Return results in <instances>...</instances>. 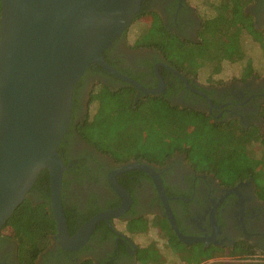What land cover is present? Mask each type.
Wrapping results in <instances>:
<instances>
[{
    "label": "flooded vegetation",
    "instance_id": "flooded-vegetation-1",
    "mask_svg": "<svg viewBox=\"0 0 264 264\" xmlns=\"http://www.w3.org/2000/svg\"><path fill=\"white\" fill-rule=\"evenodd\" d=\"M143 9L145 15L154 17L150 25L156 22L183 42L198 40L204 17L189 0H142L140 12ZM247 11L255 27L263 30V0H254ZM134 44L126 31L104 52V59L122 76L157 92L145 94L94 64L77 84L72 110L77 124L92 109V90L102 84L113 91L133 88L135 103L159 97L178 109L205 114L211 123L264 130V77L244 73L227 82L203 83L199 74L185 73L161 49ZM62 142L60 155L66 166L62 204L70 236L97 215L122 207V196L111 180L126 190L130 203L120 217L96 222L87 242L76 250L64 249L57 232L51 235L48 248L34 264H83L89 260L92 264H192L196 259L203 260L202 264H264V187L252 174L224 183L212 173L197 171L184 151H175L163 164L144 158L117 162L75 129ZM130 163L149 166L162 181L163 196L144 170L135 167L118 172ZM30 199L37 204L39 194L34 192ZM168 210L185 240L172 228ZM17 247L13 239L5 238L0 243V264H19Z\"/></svg>",
    "mask_w": 264,
    "mask_h": 264
},
{
    "label": "water",
    "instance_id": "water-1",
    "mask_svg": "<svg viewBox=\"0 0 264 264\" xmlns=\"http://www.w3.org/2000/svg\"><path fill=\"white\" fill-rule=\"evenodd\" d=\"M142 0H1L0 12V239L2 230L26 199L43 170L49 173L50 206L64 249L76 250L96 222L126 211L130 196L115 179L121 208L92 218L70 236L62 204L64 160L58 152L68 131L79 80L94 64L129 82L106 63L104 52L135 21ZM180 75V74H179ZM140 168L163 196L160 178L147 165L130 163L118 172ZM168 218L182 240L171 211Z\"/></svg>",
    "mask_w": 264,
    "mask_h": 264
},
{
    "label": "trees",
    "instance_id": "trees-1",
    "mask_svg": "<svg viewBox=\"0 0 264 264\" xmlns=\"http://www.w3.org/2000/svg\"><path fill=\"white\" fill-rule=\"evenodd\" d=\"M253 1H208L210 13L203 18L196 42L177 40L158 25L146 24L133 38L134 46L161 49L191 75L207 69L213 77L227 63H243L239 67L243 75L253 72L252 57L244 41L247 35L264 58V29L255 27L252 14L247 11ZM143 11L136 21L146 16ZM134 99L133 88L113 91L102 84L95 87L90 98L92 109L78 124L72 117L65 138L75 129L82 139L117 162L144 158L163 164L175 151H184L187 162L197 171L212 173L227 184L252 174L264 187V130L237 123H211L205 114L178 109L159 97H145L137 103ZM261 116L264 118V106ZM34 192L39 194L37 204L30 199ZM50 200L49 173L43 170L2 230L0 243L5 238L17 243L19 264H34L48 248L50 236L57 232ZM202 261L197 259L192 264Z\"/></svg>",
    "mask_w": 264,
    "mask_h": 264
},
{
    "label": "rangeland",
    "instance_id": "rangeland-1",
    "mask_svg": "<svg viewBox=\"0 0 264 264\" xmlns=\"http://www.w3.org/2000/svg\"><path fill=\"white\" fill-rule=\"evenodd\" d=\"M190 3L195 6L199 10V14L202 15V17H205L206 15H209V10L207 9V2L211 0H189ZM206 1V2H205ZM150 20H154L153 16H144L140 20H135L132 25L128 28L127 30V37L130 38V41L132 42L133 38L136 36V34L140 31L141 27H143L146 24H149ZM151 25H158L156 22H154ZM245 44L246 48L249 51L251 55V68L252 65L254 66L255 70L253 72L248 71L245 76H248L252 73H255L257 77H264V58L261 54V51L259 50L258 46L252 42V39L250 36L245 37ZM243 66V63H238V64H225L224 70L211 77L210 71L207 69H204L200 72L199 77L205 82H227L231 79H234L235 77L240 76V68ZM240 67V68H239ZM142 238L139 237L138 240H141ZM145 240V239H142ZM141 240V241H142Z\"/></svg>",
    "mask_w": 264,
    "mask_h": 264
},
{
    "label": "crops",
    "instance_id": "crops-1",
    "mask_svg": "<svg viewBox=\"0 0 264 264\" xmlns=\"http://www.w3.org/2000/svg\"><path fill=\"white\" fill-rule=\"evenodd\" d=\"M197 260V259H196ZM203 262V261H202ZM204 263V262H203ZM198 264H202L201 262H199Z\"/></svg>",
    "mask_w": 264,
    "mask_h": 264
}]
</instances>
